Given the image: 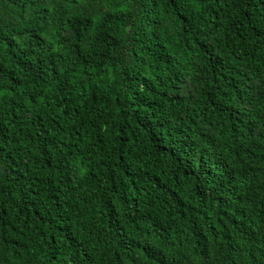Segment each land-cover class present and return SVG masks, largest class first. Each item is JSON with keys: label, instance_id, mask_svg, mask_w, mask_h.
<instances>
[{"label": "trees", "instance_id": "obj_1", "mask_svg": "<svg viewBox=\"0 0 264 264\" xmlns=\"http://www.w3.org/2000/svg\"><path fill=\"white\" fill-rule=\"evenodd\" d=\"M0 264H264V0H0Z\"/></svg>", "mask_w": 264, "mask_h": 264}]
</instances>
